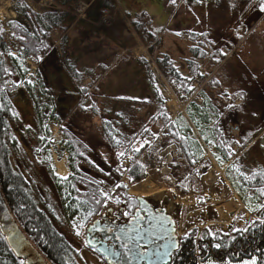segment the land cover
<instances>
[{"label": "rangeland", "instance_id": "rangeland-1", "mask_svg": "<svg viewBox=\"0 0 264 264\" xmlns=\"http://www.w3.org/2000/svg\"><path fill=\"white\" fill-rule=\"evenodd\" d=\"M16 1L0 0V31L9 46L7 54L13 56L21 68L29 69L27 82H38L37 68L42 76L46 72L42 67L56 65L59 68L56 59L63 52L61 46L65 47L67 58L75 60L74 66L78 72L73 78L68 67L60 64L61 74L66 78L67 92L56 86L50 90L52 95L48 91L51 96L59 97L51 101V108L44 106L42 123L38 121L32 91L25 93L27 69L21 81L24 92L19 93L18 89L12 88L9 94L16 113V119L10 121L9 126L18 137L21 149L13 153L11 159L28 180H34L39 189L48 188L51 196L61 204L66 197L61 185L71 174L84 179V185L94 180L104 197L110 192L112 194L113 190L134 197L136 194L128 191L129 186L148 179L161 192L156 196L143 197L155 208L165 209L174 221L179 238L192 228L197 230L196 234L203 228L210 233L243 229L257 217L255 210L259 204L251 193L245 194L243 188L233 185V171L237 169L232 171L228 165L225 169L222 154L217 148L221 143L217 144V140L221 136L227 140L231 158L238 156L242 164L240 167L246 172L255 168L264 170V9L261 8L264 0H234L225 6L212 0H195L192 3L175 0L169 8L162 0H114V10L104 9L98 22L89 21L97 27L96 31H90L88 23L77 22L85 14H78L76 5L79 0H73L67 11L71 16L77 14L76 19L65 27H52L48 31L50 47L45 55L48 60L45 57L46 61L42 60L43 63L37 66L32 56L24 60L25 56L20 54L9 26L11 21H19L25 26V20L18 14ZM21 1L36 12L50 8L64 9L53 0ZM79 6L82 8L79 13H84L87 4L84 2ZM139 12L147 13L152 27L160 32L157 51L167 53L174 66L182 71L181 74L188 71L186 60L193 58L190 46H201L204 50L203 55L195 52L197 70L192 71L196 75L200 69V74L188 80V93L182 95L154 62L149 51V46H157L154 39L149 41V36L141 30L147 39L144 40L135 31L130 15ZM191 32H194L193 35ZM99 57L103 63L110 65L103 73L102 81L94 82V86L98 84V89L94 87L92 90L98 91L94 93L98 96L95 99L89 95L90 92L85 94L86 86L89 87L91 83L86 71L92 68L95 75H99L100 70L104 71L101 62L98 65ZM33 67H36L34 75ZM144 70L150 73L161 94V113L172 119L179 133L186 131V137L198 148L196 161L191 167L178 153L176 142L162 143L164 125L155 119L158 116L161 120L162 116L158 114L160 109L158 113L154 112L156 107L152 102L155 96L152 97L148 81L142 79L141 71ZM49 75L52 76L53 72ZM136 78L132 88L124 90L123 86L120 87L125 80L130 83L132 80L129 79ZM117 91V94L122 92L120 94L136 99V115L143 117L141 124L137 125L139 127L145 122L150 130L143 140L147 146L134 156L130 155L131 147L122 156H116L102 138L99 117L96 116V108L106 105L100 95ZM41 97L44 99L43 95ZM94 99L96 103H92ZM191 102H195L201 112L205 111L209 116L208 121L194 113ZM54 103L57 107L53 106ZM215 122L220 124L222 131L213 137L211 125ZM202 138L208 143L203 145ZM241 142H244L243 145H240ZM70 144L76 145V151L84 155L81 160H75V166L83 172L82 175L69 166V156L73 155ZM158 160L160 163H157ZM59 162L66 169L64 176L56 172ZM135 162L145 166L146 175L138 181H131L126 173ZM183 185L188 187L181 194L178 188ZM91 218L68 215L59 229L77 249L80 264H106L85 243V226ZM253 260L256 262L255 256L240 261L209 259L197 262L251 264Z\"/></svg>", "mask_w": 264, "mask_h": 264}, {"label": "trees", "instance_id": "trees-1", "mask_svg": "<svg viewBox=\"0 0 264 264\" xmlns=\"http://www.w3.org/2000/svg\"><path fill=\"white\" fill-rule=\"evenodd\" d=\"M59 5L63 6L64 9H46L42 12H36L27 3L21 0L16 1V7L19 16L25 20V26L19 21L10 22L9 26L13 31V36L20 50L22 56L33 57L36 64L41 65L48 60L45 56L50 45L48 42V31L52 27H65L68 23H72L74 16H71L67 11V7L73 0H53ZM88 3L85 9V16L88 20H77L80 23H88L87 26L89 30L96 31L95 26L91 25L90 22L94 23L98 20L102 9L113 10L114 0H83ZM166 7H170L175 3V0H162ZM187 3L195 2V0H183ZM199 1V0H197ZM214 3L221 5H229L234 0H212ZM244 2L246 0H240ZM250 1V0H248ZM222 6V7H224ZM131 23L141 37L147 40L145 36L141 33H145L149 36V41L154 39L156 45L149 46V51L151 52L154 62L160 66L165 76L170 78V83L175 86L178 91L184 95L189 92L186 84L188 80L192 79L194 76H199L200 69L196 75L192 69H196V54L199 52L201 55L204 54L201 46L193 47L190 46V51L193 54V58H188L187 68L188 71L181 74L176 66H174L172 59L165 52H158V32L154 30L151 26V19L149 15L145 12H139L130 15ZM90 21V22H89ZM70 25V24H69ZM92 28V29H91ZM194 32H191L193 35ZM190 36V34H189ZM66 40V39H65ZM64 43V40L61 41ZM152 44V43H151ZM64 48L61 46V57H56V62L59 63V68L54 67H42L45 75H40L39 68H37V80L38 82L28 83L25 79V93L31 90L33 94L34 105L36 106L38 112V121L42 123L44 117L42 116V111L44 106L50 107L52 100L58 98L59 96H51L50 90L56 86L58 89L61 88L62 91L67 92V85L65 84V79L60 70V64L68 67V71L73 78L78 75L75 69V60H70L67 55L64 54ZM9 46L3 39L2 31H0V190L3 194L5 202L15 218L17 224L23 230L27 238L35 245V247L47 258L51 264H80L77 260L79 253L77 249L69 242L65 233L59 229L62 226L63 220L68 217V215L80 216L82 219L92 217L96 213L103 209V199L104 195L98 188L97 184L93 181L86 183L84 185L83 180L78 178L76 174H71L64 181L62 189L66 192L65 199L61 200V204H58L56 199L51 196L50 191L46 187L38 188L34 180H28L22 171L12 162L11 156L13 153L20 151L19 139L10 130L9 122L16 119L15 109L13 108V101L11 99L12 88H16L19 93H23V85L21 82L23 75L25 73L24 68H21L17 64L16 59L8 53ZM57 51L56 48H53ZM54 50V51H55ZM155 50V51H154ZM60 53V51L58 50ZM46 57V59H45ZM201 57V56H200ZM99 57V62L103 68L109 67V63H103ZM211 60V58H210ZM41 62V63H40ZM77 63V62H76ZM212 64H214L211 61ZM51 64V63H50ZM41 67V66H40ZM159 67V68H160ZM77 68V67H76ZM96 69L95 67H93ZM47 69V70H46ZM191 70V71H190ZM53 72V75L49 74ZM58 71V74H57ZM181 71V72H180ZM142 79L148 81L153 102L156 107L154 112L162 116L160 120L157 117L156 122L162 123L164 128L161 133L164 137L163 145L169 142H176L178 153L181 155L182 159L187 162V166H192L197 158V146L186 137V131L179 133L176 130L175 124L167 116L164 117L161 113L162 100L159 90L155 82L152 80L150 73L147 70L141 71ZM84 73V72H83ZM88 76H91L92 80L102 79L101 76L95 75V71H86ZM194 75V76H193ZM97 76V77H96ZM132 80L130 83H122L120 87L124 90L132 88L136 84V79ZM189 80V81H190ZM102 81V80H101ZM100 81V82H101ZM21 82V83H20ZM73 81H71L72 83ZM97 82V83H98ZM99 82V83H100ZM10 83V86H7ZM28 83V84H27ZM27 84V85H26ZM70 84V83H69ZM125 84V85H124ZM34 89H32V87ZM98 89V84L91 87ZM96 89V90H97ZM100 90V88H99ZM51 94H49L48 93ZM202 92V91H201ZM69 93V92H68ZM98 91H92L89 95L96 99ZM118 91L114 94H104L100 95L104 100L102 102L106 103L104 107L99 106L96 108V116L99 117V126L102 132V138L106 141L109 148L113 149L116 156H122L128 148L131 147V156L137 155L143 148L147 146L144 140V136L150 131L149 127L145 122L138 127L137 124H141V117H137L136 111L138 109L136 99L132 96L122 95ZM56 94V93H55ZM44 96V99L41 97ZM42 98V104L39 106V101ZM92 100V103H96V100ZM193 106L194 113L198 114L202 120L208 121L209 116L205 114V111L201 112L198 105L191 103ZM94 105V104H93ZM54 107L56 103L53 104ZM134 106V107H133ZM193 113V114H194ZM95 114V113H94ZM192 114V115H193ZM148 128V129H147ZM213 131V137L216 136L217 132H221L222 129L220 124L216 122L211 125ZM221 143V146L220 144ZM244 142H241L243 145ZM217 148L222 154V159H228L231 156L229 148H227V140L224 137H220L217 140ZM133 146V147H132ZM70 153H73L74 158L69 156L70 163L69 166L73 169L75 173L82 175V171L75 166V160H81L84 155L77 152V146L70 144ZM160 163V160L157 161ZM240 166V158L237 156L229 166L232 171L237 169L233 175L235 176V182L237 184L233 185L236 187L243 188L245 194L251 193V196L255 199L257 204H259L258 209L255 210L256 218L252 219L249 224H247L243 229H234L229 232L215 231L210 233L205 228L199 230L196 234V229L192 228L185 235H182L179 239V245L176 250H174L170 256V260L166 264H198V260L205 262L209 259L222 261L228 259L230 261H240L244 258L255 256V264H264V170L263 169H252L246 172ZM49 173V172H48ZM127 176L131 181H138L146 175L145 166L141 163H133L127 169ZM49 175V174H48ZM54 177V176H53ZM92 179V178H90ZM57 186V185H56ZM188 186H180L178 190L181 194H184ZM60 189V187H59ZM61 192V189L59 190ZM112 199L117 203H125L129 212L135 205V198L133 196L118 194L116 191H112ZM217 245L219 247H217ZM97 256L103 259L99 254L95 252ZM79 258V257H78ZM0 264H22V262L17 259L13 253L10 251L8 245L6 244L4 238L0 234Z\"/></svg>", "mask_w": 264, "mask_h": 264}, {"label": "water", "instance_id": "water-1", "mask_svg": "<svg viewBox=\"0 0 264 264\" xmlns=\"http://www.w3.org/2000/svg\"><path fill=\"white\" fill-rule=\"evenodd\" d=\"M136 199L138 205L125 221L112 226L105 223L106 213L112 210L108 207L88 223L86 244L107 264H166L179 243L174 221L164 208H153L140 195ZM0 234L22 264H51L17 224L1 190Z\"/></svg>", "mask_w": 264, "mask_h": 264}, {"label": "bare ground", "instance_id": "bare-ground-1", "mask_svg": "<svg viewBox=\"0 0 264 264\" xmlns=\"http://www.w3.org/2000/svg\"><path fill=\"white\" fill-rule=\"evenodd\" d=\"M56 172L61 176L65 175L66 169L61 165V162H59V164L57 165ZM128 191L130 193L139 194L142 196H156L161 192L160 188L156 187L148 179H143L137 182L136 184H131L128 188Z\"/></svg>", "mask_w": 264, "mask_h": 264}, {"label": "flooded vegetation", "instance_id": "flooded-vegetation-1", "mask_svg": "<svg viewBox=\"0 0 264 264\" xmlns=\"http://www.w3.org/2000/svg\"><path fill=\"white\" fill-rule=\"evenodd\" d=\"M135 206H137V201L135 202L133 208H135ZM131 213L132 211L129 212L127 205L125 203L113 205V210L110 211V213L107 215V219L105 222L110 223L109 225L123 222L128 216H130Z\"/></svg>", "mask_w": 264, "mask_h": 264}, {"label": "built area", "instance_id": "built-area-1", "mask_svg": "<svg viewBox=\"0 0 264 264\" xmlns=\"http://www.w3.org/2000/svg\"><path fill=\"white\" fill-rule=\"evenodd\" d=\"M81 3H84V2H82V1H78V3H77V5H76V11L78 10L79 12H82V8L79 6V4H81ZM79 6V7H78ZM77 11V12H78ZM78 12V14H80V15H82V16H84V14H85V12L84 13H79ZM103 13V10H101V14ZM77 15V14H76ZM202 144L204 145V142L202 141ZM201 146V145H200ZM202 148V147H201Z\"/></svg>", "mask_w": 264, "mask_h": 264}, {"label": "snow or ice", "instance_id": "snow-or-ice-1", "mask_svg": "<svg viewBox=\"0 0 264 264\" xmlns=\"http://www.w3.org/2000/svg\"><path fill=\"white\" fill-rule=\"evenodd\" d=\"M173 2H174V0H173ZM261 8L264 9V4L261 5ZM217 247H219V246L217 245ZM246 264H247V262H246ZM251 264H255V260H253V261L251 262Z\"/></svg>", "mask_w": 264, "mask_h": 264}]
</instances>
